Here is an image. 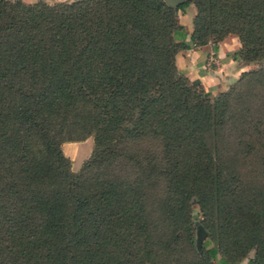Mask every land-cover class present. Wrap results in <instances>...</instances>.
Masks as SVG:
<instances>
[{"label":"trees","instance_id":"16d2710c","mask_svg":"<svg viewBox=\"0 0 264 264\" xmlns=\"http://www.w3.org/2000/svg\"><path fill=\"white\" fill-rule=\"evenodd\" d=\"M228 34L256 65L210 98L175 54ZM251 81L264 0H0V264H264V192L223 160Z\"/></svg>","mask_w":264,"mask_h":264},{"label":"rangeland","instance_id":"374dc122","mask_svg":"<svg viewBox=\"0 0 264 264\" xmlns=\"http://www.w3.org/2000/svg\"><path fill=\"white\" fill-rule=\"evenodd\" d=\"M20 1L23 3H32L36 1L54 3L71 0ZM189 6L192 7L191 4L188 5L184 8L183 13L187 12L188 8H190ZM176 15L178 22L182 21V23H187L185 20H178V17L181 15L180 11H178ZM239 63L241 64L240 71H250L254 69L256 65L255 63ZM210 65L212 64L210 63ZM239 78L240 75L222 91L227 92L230 88L234 86L237 87V80ZM238 90H241L244 96L241 98L243 99V104L234 107L233 112L235 119L233 120V131L228 134L229 143L223 154V160L230 166L232 173L237 178L238 184L241 187L253 188L257 191L264 192V84L262 85L251 81L243 86H239ZM212 96L213 94H210L209 97L212 98ZM91 146V136L78 141H66L61 144V150L64 156L69 159L70 169L72 171H77L83 160L88 157ZM192 217L196 231H198L199 216L195 204L192 205ZM251 255L252 251L248 253V257ZM237 264H246V259Z\"/></svg>","mask_w":264,"mask_h":264},{"label":"crops","instance_id":"0c3cea01","mask_svg":"<svg viewBox=\"0 0 264 264\" xmlns=\"http://www.w3.org/2000/svg\"><path fill=\"white\" fill-rule=\"evenodd\" d=\"M186 13H181L178 20L186 33L185 41L191 31V19L194 10L189 6ZM238 41L233 34L224 36L216 43L183 49L175 54L177 69L190 81L200 84L210 94L225 90L240 74L241 64L230 57V53L238 48ZM210 63L212 65H210Z\"/></svg>","mask_w":264,"mask_h":264},{"label":"water","instance_id":"95a60500","mask_svg":"<svg viewBox=\"0 0 264 264\" xmlns=\"http://www.w3.org/2000/svg\"><path fill=\"white\" fill-rule=\"evenodd\" d=\"M169 6L175 7L177 4L185 1V0H164Z\"/></svg>","mask_w":264,"mask_h":264}]
</instances>
